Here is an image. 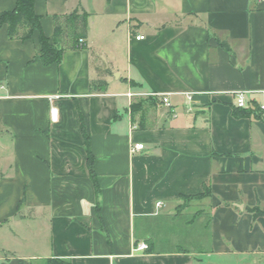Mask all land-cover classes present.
<instances>
[{
  "label": "crops",
  "instance_id": "0c3cea01",
  "mask_svg": "<svg viewBox=\"0 0 264 264\" xmlns=\"http://www.w3.org/2000/svg\"><path fill=\"white\" fill-rule=\"evenodd\" d=\"M15 6L0 0V14ZM77 8L86 46L59 64L32 61L37 32L23 42L0 26V264H264V214L249 210L264 211V121L233 115L238 92L264 104V0H35L51 41L53 16ZM98 77L106 90L91 93ZM205 189L207 229L186 236L199 249L139 234Z\"/></svg>",
  "mask_w": 264,
  "mask_h": 264
},
{
  "label": "trees",
  "instance_id": "16d2710c",
  "mask_svg": "<svg viewBox=\"0 0 264 264\" xmlns=\"http://www.w3.org/2000/svg\"><path fill=\"white\" fill-rule=\"evenodd\" d=\"M88 18L89 13L85 9H74L69 13L54 15V34L52 41L47 37L42 28V16L35 11V0H16V6L11 10H5L0 14V26H7L8 37L10 39H17L26 41L30 39L34 33H38V40L40 44V50L32 59L33 62L41 61L44 65H50L53 63L59 64L62 61L63 53L69 49H83L86 46V40L88 37ZM222 46L229 48L226 41H221ZM96 70L99 76L108 72V69H103L100 66H96ZM132 85H138L132 81ZM107 87V82L98 77L91 80L90 91L91 93L104 92ZM133 104L132 107H135ZM233 115L235 117H251L254 116L258 119H263L262 112L259 105L254 102L249 107L233 109ZM82 121V132L85 137L86 151H87V164L89 167L90 176L95 184L97 190V178L94 169L95 158L90 149V138ZM210 195V190L205 189L204 192L195 195H183L184 199H200ZM253 212L254 216L264 214V211L258 207L249 209ZM150 248V246H148ZM147 248V249H148ZM47 264H74L69 260L50 258Z\"/></svg>",
  "mask_w": 264,
  "mask_h": 264
},
{
  "label": "rangeland",
  "instance_id": "374dc122",
  "mask_svg": "<svg viewBox=\"0 0 264 264\" xmlns=\"http://www.w3.org/2000/svg\"><path fill=\"white\" fill-rule=\"evenodd\" d=\"M136 94L137 102L144 100L145 95H141L142 93L140 92ZM201 199L181 198L175 212L170 215H160L151 218L147 224L139 226V234L144 236L149 245L152 243L158 250L176 248L177 246L199 249L201 244L192 242L186 236L191 238L192 234H196L193 231H205L207 229L210 217L207 214L206 205L201 203ZM191 231L192 233H189ZM38 238H41V235ZM45 240H50L49 233H44ZM34 251L36 253L37 250ZM43 263L45 264L46 260L35 261V264Z\"/></svg>",
  "mask_w": 264,
  "mask_h": 264
},
{
  "label": "built area",
  "instance_id": "2783aa9c",
  "mask_svg": "<svg viewBox=\"0 0 264 264\" xmlns=\"http://www.w3.org/2000/svg\"><path fill=\"white\" fill-rule=\"evenodd\" d=\"M137 39H144L143 35H138L136 36ZM131 96V94H128ZM170 94H159L158 97L160 99V102L166 106V107H172L171 106V102H170ZM193 96L194 93L193 92H188L186 93V99L188 102H191L193 100ZM60 98V95H53L50 96V101L51 103H53L56 99ZM236 105L239 108H246L247 107V101H246V97H245V92H238L236 94ZM260 107V111L262 112L263 115V121H264V104L259 105ZM189 109H192V107L190 106ZM50 118L52 122H56L59 118V109L55 106V105H51L50 108ZM144 148V144L143 143H137L134 144L131 147V151L132 152H136L138 150H141ZM161 206V202H157V207ZM148 248V245L145 242H141L140 244L137 245L136 249L137 250H145Z\"/></svg>",
  "mask_w": 264,
  "mask_h": 264
}]
</instances>
